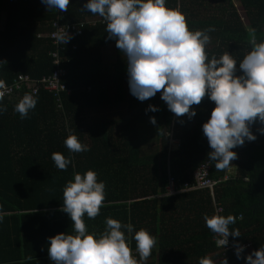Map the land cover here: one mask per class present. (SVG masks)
<instances>
[{"label":"trees","instance_id":"16d2710c","mask_svg":"<svg viewBox=\"0 0 264 264\" xmlns=\"http://www.w3.org/2000/svg\"><path fill=\"white\" fill-rule=\"evenodd\" d=\"M221 1L227 6L219 16L189 20L186 25L189 30L210 25L213 42L205 47L206 53L219 56L229 52L237 61L239 75L238 62L250 49L247 29L256 30L257 40L264 37V0H236L247 25L232 0ZM76 8L77 0H69L67 11L59 18L82 25L79 35L60 51L66 69L61 81L71 88L68 95L60 93L61 107L50 91L39 88L35 107L20 119L13 106L26 90L11 99L0 98L5 108L0 114V264H52L47 237L72 232V222L61 210L62 188L73 172L82 174L87 169L103 180L105 197L97 216L82 217L86 231L101 232L105 217L130 222L134 231L146 229L156 243L140 264H198L208 253L213 264H220L222 258L227 264H245L242 254L237 259L234 251L218 252L215 234L205 226L202 215L214 214L209 192L192 189L166 194L167 175L179 187L191 180L205 159L210 161L211 178L231 171L214 188V202L222 207L218 215H233L235 222L229 230L237 229L240 236L229 235L232 242H249L252 250L257 249L264 245V133L258 131L264 125L254 120L250 131L255 139L231 149L236 158L217 170L207 156L211 149L201 130L214 102L205 95L199 104L190 106L194 116L183 114L172 125L170 110L159 92L140 101L128 90L125 68L115 64L110 69L102 64L98 48L109 39L94 43L86 39L106 34L105 23H96L98 15L88 17ZM189 9L193 11L191 6ZM55 17V9L48 10L41 0H0V80L10 81L19 73L34 78L51 73L54 65L48 52L54 46L37 34L49 30ZM123 101L125 113L108 119L92 115ZM148 105L158 110H148ZM149 117L155 118L154 124ZM148 126L155 129L153 139L147 136ZM170 126L179 142L168 151ZM69 130L88 151L69 152L63 143ZM53 152L70 159L64 170L55 167ZM126 235L130 250H135L131 234Z\"/></svg>","mask_w":264,"mask_h":264},{"label":"clouds","instance_id":"9594fccd","mask_svg":"<svg viewBox=\"0 0 264 264\" xmlns=\"http://www.w3.org/2000/svg\"><path fill=\"white\" fill-rule=\"evenodd\" d=\"M47 9L67 11L69 0H41ZM83 9L98 15L105 22L108 38L123 53L127 86L130 94L143 101L159 92L166 107L176 116L195 115L191 105L207 98L214 102L208 119L201 130L211 149L207 153L217 170L225 169L236 158L232 151L245 140L255 136L250 125L258 120L264 125V37L257 40L255 29L249 27L250 49L238 62L227 52L208 56L205 46L214 29L189 30L179 8L166 6V0H86ZM57 43H66L70 34L58 30ZM4 81L0 80V87ZM36 97L25 92L14 104L19 118H25L35 107ZM148 110L157 111L152 105ZM5 111L0 105V114ZM171 115V114H170ZM155 123L154 117H149ZM264 133V127L258 129ZM69 152L88 151L77 136L68 131L63 141ZM56 168L64 170L70 159L59 152L51 153ZM105 185L91 169L73 172L72 178L62 188L61 210L72 222V232L56 233L47 237V255L52 264H140L145 261L156 243L155 236L146 229L134 231L132 223L105 217L104 229L99 233L86 231L84 215L94 218L104 201ZM205 226L215 234L217 247H224L228 237L240 236L237 229L229 230L234 217L202 214ZM2 219V214H0ZM135 241L139 260L131 255L129 238ZM243 245L234 244V255L240 259ZM245 264H264V245L245 254ZM198 264H213L203 256ZM220 264H227L222 258Z\"/></svg>","mask_w":264,"mask_h":264},{"label":"built area","instance_id":"2783aa9c","mask_svg":"<svg viewBox=\"0 0 264 264\" xmlns=\"http://www.w3.org/2000/svg\"><path fill=\"white\" fill-rule=\"evenodd\" d=\"M66 11L61 12L60 10H55L56 17L49 22V30L45 31L44 33H38L37 36H44L50 40V43L54 46V49L48 52L49 56L51 57L52 64L54 65L53 70L51 73L47 75H42L39 78H34L28 74L19 73L14 76L10 81H4V85L0 87V98L11 99L12 97L16 96L17 93L21 90H26V92L32 93L35 95L39 88L45 89L50 91L56 99V105L58 108L61 107L60 102V93L70 94L71 88L66 87V85L61 81V78L66 72L65 67L61 63L60 51L64 50L68 42L71 38L76 37L79 35L81 31V26L76 23H68L62 22L59 20L60 16H62ZM96 23H105L101 17L95 18ZM95 20H88V22L94 23ZM66 30L67 33L70 34V39L67 40L66 43H57L54 38V33L58 30ZM76 43L71 44L72 48H75ZM171 114V124L173 125L174 120L178 117L172 112ZM168 137V148L170 150L169 145L171 147H175L178 145V138L173 136L172 133V126L166 132ZM209 168H210V161L208 159L201 160L198 166L192 173V177L190 181L184 182L182 185L177 187L175 184L174 178L168 173L167 177V185H166V194H175L181 191H187L192 189H205L209 192L213 206H214V214H219L222 210L220 204L214 202V188L217 184L221 183L222 181L228 178L229 173L231 171L225 172L222 176L217 178H211L209 176ZM215 236V235H214ZM228 243L224 247H218L221 254L226 253L227 251H234V242H232L229 237ZM215 240V239H214ZM243 251L241 254L244 256L245 254H249L252 251L251 244L249 242L242 243ZM131 255L137 258L136 250H131ZM138 260V259H137Z\"/></svg>","mask_w":264,"mask_h":264},{"label":"crops","instance_id":"0c3cea01","mask_svg":"<svg viewBox=\"0 0 264 264\" xmlns=\"http://www.w3.org/2000/svg\"><path fill=\"white\" fill-rule=\"evenodd\" d=\"M86 2V0H77V10H83L85 11L86 16L88 17H94L96 14H93L89 12L86 9H83L82 6ZM221 0H175L173 4V0H166V6L179 8V11L184 15L185 21L188 23L190 21H195L196 19H204L205 17L210 18L211 15H220V11L225 9V3ZM195 4V5H194ZM221 4L223 7H221ZM192 7L193 11H190L189 7ZM194 12V13H193ZM83 15V16H84ZM197 16V18H196ZM210 26V25H209ZM208 26V27H209ZM207 28L202 27V29ZM106 33V32H105ZM210 40L208 44L205 47H209L210 44H212V39L210 34L208 33ZM99 39H109L107 42L99 46L98 52L101 56V61L104 66H107L108 68L112 69L115 64H119L121 67L125 68V59L122 52H120L115 47V41L114 39H110L106 34L103 35H92V37L87 38L89 40V43H94L96 41H99ZM88 44V43H87ZM148 137L154 138L155 137V129L153 126H148ZM210 253L206 254L207 257H209ZM216 261V260H215Z\"/></svg>","mask_w":264,"mask_h":264},{"label":"rangeland","instance_id":"374dc122","mask_svg":"<svg viewBox=\"0 0 264 264\" xmlns=\"http://www.w3.org/2000/svg\"><path fill=\"white\" fill-rule=\"evenodd\" d=\"M233 1V5L235 7V9H237L239 16L241 18V21L244 24H248V19L246 17V15L244 14L243 10L241 9V6L239 4H237L236 0H232ZM225 3V2H223ZM225 6L226 3H225ZM221 7H223V5L221 4ZM221 12V11H220ZM126 110V102H118V103H113L111 105H109L106 109L100 110L98 109V111H95L92 113V115H98L100 119H108V118H112L114 116H116L118 112H124L125 113ZM153 139V138H152ZM170 149L174 148L173 146L171 147V145H169Z\"/></svg>","mask_w":264,"mask_h":264}]
</instances>
